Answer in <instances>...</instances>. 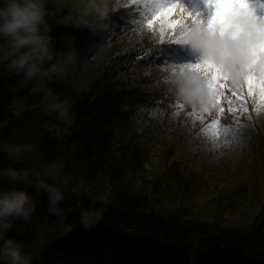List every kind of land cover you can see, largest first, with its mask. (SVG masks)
Returning <instances> with one entry per match:
<instances>
[{"label": "trees", "instance_id": "1", "mask_svg": "<svg viewBox=\"0 0 264 264\" xmlns=\"http://www.w3.org/2000/svg\"><path fill=\"white\" fill-rule=\"evenodd\" d=\"M107 6L106 15L87 19L89 27H77L80 13L50 5L57 47L72 37L78 52L79 62L63 82L35 93L0 70V166L37 168L51 183L68 178L63 207L71 209L62 218L49 216L47 194L41 195L36 221H20L23 233L14 228L8 235L23 240L28 252L39 243L34 226L45 233L48 242L35 250L36 264H198V258L264 264V231L251 230L256 221L240 231L226 229V217L246 205L263 208L256 194L264 199V193L247 188L248 181L228 179L224 167L173 160L181 124L161 102L175 95L155 83L154 72L147 74L148 58L160 57L161 50L126 20V10ZM92 54L96 59H89ZM183 56L182 50L175 59ZM57 95L73 103L70 121L45 113ZM152 107L159 115L145 113ZM9 144L36 151L25 153L24 165L2 150ZM93 201L106 211L85 229L79 205Z\"/></svg>", "mask_w": 264, "mask_h": 264}, {"label": "clouds", "instance_id": "2", "mask_svg": "<svg viewBox=\"0 0 264 264\" xmlns=\"http://www.w3.org/2000/svg\"><path fill=\"white\" fill-rule=\"evenodd\" d=\"M53 0H0V70L18 77L19 85L42 93L53 82H63L71 69L78 64V52L64 38V46L57 47V38L52 35L54 13L50 8ZM82 8L74 26L89 27L84 17L95 13L106 15L107 0H79ZM190 23L183 37V44L199 54V62H210L220 68L230 79L237 80L244 72V58L239 42L227 35L208 29L207 23ZM170 89L186 105L201 107L210 103L207 76L189 67H177L168 77ZM46 114L55 113L58 121L73 118V103L67 98L55 96L45 108ZM7 154L20 156L34 153V146L9 144L2 149ZM68 178L51 183L37 168L0 166V264H36L37 254L25 250V243L16 236H9L20 221L31 223L41 201L39 196L47 194V215L62 218L67 211ZM30 189H34L31 192ZM80 221L85 229L97 224L106 209L79 205Z\"/></svg>", "mask_w": 264, "mask_h": 264}, {"label": "rangeland", "instance_id": "3", "mask_svg": "<svg viewBox=\"0 0 264 264\" xmlns=\"http://www.w3.org/2000/svg\"><path fill=\"white\" fill-rule=\"evenodd\" d=\"M111 2L113 11L120 9L126 10V20L138 27L139 32L148 33V41L155 44L161 50L160 57L155 56L153 59L148 58L149 71L155 76L156 81L160 82L161 87H170L168 77L170 74L171 65L196 64L199 62V54L196 52H189L190 46L185 44L167 43L169 34L160 33L158 27L149 28L146 22L145 5L137 2V0H107ZM256 10L258 17H264V0L262 4H257L256 1L251 0ZM179 3L191 14L198 17L204 23L211 18L214 8L205 3V0H179ZM55 8H60L61 11H70L76 8H82L79 0H53L51 3ZM94 13L84 17L91 18ZM177 18H181L179 15ZM190 23V21H188ZM163 40V42H162ZM172 45H174L172 47ZM157 46V47H158ZM170 47L175 49L172 50ZM182 48V49H181ZM172 50V52H171ZM185 52L186 57L182 59H175L180 52ZM169 53V60L166 61V54ZM91 56L89 59H96L98 55ZM174 57V59H173ZM184 60V61H183ZM7 76H11L5 73ZM4 74H0V84L4 82ZM231 85L229 84V89ZM170 89V88H169ZM226 89L223 97L221 107L224 111L221 112L219 108H214L212 111H204L200 107H192L184 104L176 96L163 99V109L170 108L172 116L175 120L180 121V131L182 139L175 147L173 160L182 164L192 165L193 163L206 165L207 167L223 168L228 177L237 181L247 182V188L251 186L257 187L259 192L264 193V111L257 110L258 98L252 96L246 97L247 111L240 109V106L233 101L232 105H228V100L233 99L232 92ZM4 95L0 88V98ZM231 108V111L229 110ZM239 109V110H238ZM159 107H152L146 109L145 113L157 116L159 115ZM213 121H216L214 124ZM3 124L0 117V125ZM16 160H20L22 164L29 163L26 154L16 156ZM15 158V157H14ZM29 166V164H28ZM196 167V166H194ZM252 182V183H251ZM255 195L258 190L253 191ZM256 197L264 201L263 197L258 193ZM238 215L226 217L229 220V226H226L228 231H240V229L247 228L249 225L253 229H260L264 231V207L246 205ZM260 213V214H259ZM259 214V216H258ZM38 214H34L32 222H35ZM262 223V225H261ZM36 232V239L38 244L34 248L29 249V253H35V250L41 244L47 243L48 238L45 233L38 230L34 226ZM72 230V229H71ZM198 264H221L216 260L207 258H198Z\"/></svg>", "mask_w": 264, "mask_h": 264}, {"label": "snow or ice", "instance_id": "4", "mask_svg": "<svg viewBox=\"0 0 264 264\" xmlns=\"http://www.w3.org/2000/svg\"><path fill=\"white\" fill-rule=\"evenodd\" d=\"M137 2L145 5L144 14L148 27H158L162 36L169 34L167 43L183 44L187 26L200 22L197 16L179 3V0ZM205 3L214 8L211 18L207 21L208 29L239 42L244 58L243 74L239 79L232 80L220 68L207 61L179 66L172 64L170 71L177 67H189L207 76L210 103L200 107L204 111H212L214 108L224 111L221 105L229 84L233 97L227 102L229 106L235 101L240 109L247 111L246 97L252 96L258 98L257 110L264 111V17L256 15L251 0H205ZM178 15L181 18H177ZM229 110L231 111V108Z\"/></svg>", "mask_w": 264, "mask_h": 264}]
</instances>
